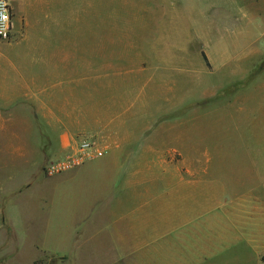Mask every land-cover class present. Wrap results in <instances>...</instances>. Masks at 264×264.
<instances>
[{
	"label": "crops",
	"instance_id": "crops-1",
	"mask_svg": "<svg viewBox=\"0 0 264 264\" xmlns=\"http://www.w3.org/2000/svg\"><path fill=\"white\" fill-rule=\"evenodd\" d=\"M62 1L18 0L20 42L43 33L57 38V45L21 46L0 58V134L13 135L8 149L14 158L39 167L65 156L83 136L107 151L67 175L52 176L63 189V215L69 216L62 234L69 247L57 258L264 264V143L232 148L228 141L199 142L195 114L183 131L182 95L175 90L164 98L155 86L163 75L148 77L149 68L135 72L126 57L119 69L112 31L104 36L109 45H102L99 31L93 47L81 45L84 32L69 25L80 17L63 14ZM163 50L157 64L165 66ZM140 75L147 79L135 80ZM262 89L255 84V94L246 95L252 119L228 129L229 138L241 140L252 131ZM199 150L205 157L199 158ZM59 194L54 193L57 204ZM2 225L6 229L5 218ZM14 235L18 244L16 230Z\"/></svg>",
	"mask_w": 264,
	"mask_h": 264
},
{
	"label": "rangeland",
	"instance_id": "rangeland-1",
	"mask_svg": "<svg viewBox=\"0 0 264 264\" xmlns=\"http://www.w3.org/2000/svg\"><path fill=\"white\" fill-rule=\"evenodd\" d=\"M61 3L63 14L80 17L79 22L71 21L69 25L84 32L79 39L81 45L93 47L97 39L94 31L102 33L103 46L109 45V38L104 36L112 31L116 36L112 38V46L117 48L119 69L120 60L126 57L135 72L149 68L148 77L159 72L163 76L155 84L156 91L162 96L164 91V98H171L176 90L175 95L180 93L187 100L183 101L180 115L183 131L190 126L189 115L195 114L192 125L198 128L199 142L228 141L232 148L264 143V98L260 97L257 103V112L261 110L260 118L251 125L254 130L245 131L241 140H237L239 136L229 138L228 130L234 132L240 123L252 119L247 114L254 109H245L246 95L255 94V84L263 85L260 96L264 97V0H63ZM17 30L20 34L15 40H0V58L21 46L57 45V38L40 37L43 33L32 36L28 43L20 42L24 30ZM69 42L74 44L73 37ZM163 48L165 66L157 64ZM138 79L143 80L144 76L135 80ZM78 139L79 142L81 137ZM2 144L7 147L4 156ZM9 144H14L13 135L0 134V264H91L57 258L69 247L62 237L69 216L63 215V189L57 178L46 174V167L62 157L49 159L39 167L26 165L12 156ZM205 153L199 150V158L205 157ZM185 156H189L188 151ZM56 191L60 193L58 204L54 202ZM73 191L77 192L76 188ZM4 218L6 229L2 225ZM15 230L18 244H13Z\"/></svg>",
	"mask_w": 264,
	"mask_h": 264
},
{
	"label": "built area",
	"instance_id": "built-area-1",
	"mask_svg": "<svg viewBox=\"0 0 264 264\" xmlns=\"http://www.w3.org/2000/svg\"><path fill=\"white\" fill-rule=\"evenodd\" d=\"M15 0H0V40L13 41L20 34L16 25ZM107 154L93 137L83 136L76 148L71 149L62 158L52 161L46 167L49 177L61 175L102 158Z\"/></svg>",
	"mask_w": 264,
	"mask_h": 264
},
{
	"label": "trees",
	"instance_id": "trees-1",
	"mask_svg": "<svg viewBox=\"0 0 264 264\" xmlns=\"http://www.w3.org/2000/svg\"><path fill=\"white\" fill-rule=\"evenodd\" d=\"M206 58V61H207V64H208V59H207V57H205Z\"/></svg>",
	"mask_w": 264,
	"mask_h": 264
}]
</instances>
